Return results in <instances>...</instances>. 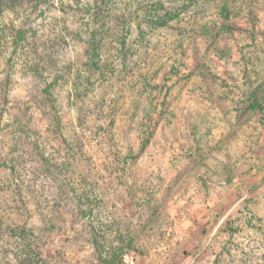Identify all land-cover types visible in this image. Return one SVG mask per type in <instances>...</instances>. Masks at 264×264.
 Instances as JSON below:
<instances>
[{
    "label": "rangeland",
    "instance_id": "rangeland-1",
    "mask_svg": "<svg viewBox=\"0 0 264 264\" xmlns=\"http://www.w3.org/2000/svg\"><path fill=\"white\" fill-rule=\"evenodd\" d=\"M7 2L0 264H264V0Z\"/></svg>",
    "mask_w": 264,
    "mask_h": 264
},
{
    "label": "trees",
    "instance_id": "trees-1",
    "mask_svg": "<svg viewBox=\"0 0 264 264\" xmlns=\"http://www.w3.org/2000/svg\"><path fill=\"white\" fill-rule=\"evenodd\" d=\"M8 0H0V7L1 6H5V5H7V4H10V2H7ZM224 11L226 12V9H224ZM0 31H2V30H0ZM52 126H53V132H55L56 134H58V135H60L59 134V126H58V123L56 122V120H55V118L53 117L52 119ZM3 227L0 225V236L2 235V231H3V229H2ZM121 263H122V261H121Z\"/></svg>",
    "mask_w": 264,
    "mask_h": 264
}]
</instances>
